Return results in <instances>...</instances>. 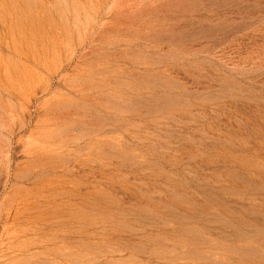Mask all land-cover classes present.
Instances as JSON below:
<instances>
[{
	"label": "rangeland",
	"instance_id": "rangeland-1",
	"mask_svg": "<svg viewBox=\"0 0 264 264\" xmlns=\"http://www.w3.org/2000/svg\"><path fill=\"white\" fill-rule=\"evenodd\" d=\"M0 264H264V0H0Z\"/></svg>",
	"mask_w": 264,
	"mask_h": 264
}]
</instances>
